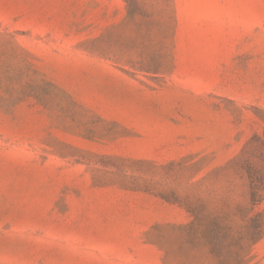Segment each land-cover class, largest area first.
<instances>
[{"label": "rangeland", "instance_id": "rangeland-1", "mask_svg": "<svg viewBox=\"0 0 264 264\" xmlns=\"http://www.w3.org/2000/svg\"><path fill=\"white\" fill-rule=\"evenodd\" d=\"M260 110L264 0H0V264H264Z\"/></svg>", "mask_w": 264, "mask_h": 264}, {"label": "trees", "instance_id": "trees-1", "mask_svg": "<svg viewBox=\"0 0 264 264\" xmlns=\"http://www.w3.org/2000/svg\"><path fill=\"white\" fill-rule=\"evenodd\" d=\"M261 118L264 121V111H259ZM245 159L242 161V169L248 175L251 187V199L255 204L261 201V196L264 192V177H260V174L264 171V138L258 135L252 137V139L246 144L244 149ZM261 215L255 218L249 219V227L247 234L249 241H257L264 231V222H262ZM255 222H258V226H253ZM217 232L220 226L216 225ZM211 244L213 242H210Z\"/></svg>", "mask_w": 264, "mask_h": 264}]
</instances>
